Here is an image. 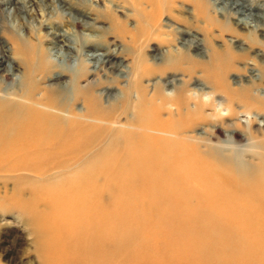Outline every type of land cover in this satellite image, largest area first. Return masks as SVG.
Here are the masks:
<instances>
[{
	"label": "bare ground",
	"instance_id": "bare-ground-1",
	"mask_svg": "<svg viewBox=\"0 0 264 264\" xmlns=\"http://www.w3.org/2000/svg\"><path fill=\"white\" fill-rule=\"evenodd\" d=\"M42 1L6 0L11 7L0 12V175L39 180L29 184L28 200L17 189L6 201L33 216L41 264H264V148L256 151L257 166L230 175V163L217 164L200 143L179 138L191 119H205L211 104L202 101V89L194 100L176 75L160 86L144 83L153 73H199L225 96L229 111L237 103L264 116V0H213V10L208 0L111 1L126 11L48 0L75 27L109 20L96 27L101 34L83 35L77 45L64 34L9 27L25 4ZM187 1L190 10L183 9ZM175 4L185 15L172 21L166 15ZM200 21L211 29L218 23V36L235 37L217 46ZM248 22L254 24L244 35L238 28ZM112 35L122 42L116 52L111 45L118 40L105 39ZM238 36L250 45L242 47ZM174 40L177 52L153 43ZM43 41L60 46L61 64L51 59L55 46L44 48ZM143 41L151 45L139 54ZM253 46L261 50L250 56ZM83 48L101 53L81 58ZM66 50L75 52V66ZM249 56L251 64L233 65ZM238 70L247 79L229 77ZM11 75L17 79L6 84ZM256 120L242 129L248 137L263 134Z\"/></svg>",
	"mask_w": 264,
	"mask_h": 264
},
{
	"label": "rangeland",
	"instance_id": "rangeland-1",
	"mask_svg": "<svg viewBox=\"0 0 264 264\" xmlns=\"http://www.w3.org/2000/svg\"><path fill=\"white\" fill-rule=\"evenodd\" d=\"M5 1L6 0H0V12L4 7H11L10 4L4 6L2 3H5ZM88 1H90L93 5L99 4L98 6H100V8L109 7L112 9L123 10L122 8H120V6L113 4L111 2L112 0ZM208 2L209 8L213 10L210 4L213 2V0H208ZM192 6L193 3L191 1L185 2L184 8L175 4L173 9L169 14L166 15V17L174 21L176 16L185 15L181 11V8L189 9ZM214 6L218 10V12H222L221 10L224 9V5L222 3H216L214 4ZM53 7V3L49 2L48 0H43L41 5L39 4V6L36 8L34 6H31V4H25L23 10L18 12L19 17H21L18 23L8 21V25L9 27L14 28V30L18 31L19 33L24 32L25 27L23 28L22 26H26L40 35H42L44 32L64 34L66 35L68 40L71 41V43L77 45L80 39L82 40L83 35L92 38L97 34H101L99 32V29L96 28L97 26L107 27V24H109V20L105 18L100 20L101 22H96L95 25H90L88 28L83 25L75 27V25L69 23L66 20L69 17H67L66 19H59V16L54 12ZM215 15L216 14H211L210 16ZM90 18L93 17L90 16ZM235 18L239 20H245V15L238 13ZM220 20L222 22L224 21L222 16H220ZM232 20L236 21L234 19ZM164 21L165 19L164 17H162L159 22L160 24L158 23L161 30H166L161 25ZM253 24L254 23L248 22L245 28L238 29L242 32V34L249 35L250 28H248V26L251 27L253 26ZM197 25L204 29H208L210 33L215 36L213 42L217 46H221L223 43L228 44L227 40L230 38V36L235 37L234 33L229 32L218 36V23L217 26L213 29L205 26L203 24V21H200V23H198ZM202 32L204 33V31H201L199 33L203 35ZM152 33L157 34V28L152 29ZM160 36L161 38H165L162 35ZM112 37H114V40L113 38L108 36L105 39L113 42L114 44H116L115 40H118L117 46L111 45L112 51L116 52L118 47L121 48L120 44H122V42L118 37H115L113 35ZM166 39L168 38L166 37ZM238 39L242 47L246 48V45H250L249 42L243 37L238 36ZM100 40H103V38H100ZM0 41L2 40L0 39ZM153 43L158 44V48L163 51H167L170 49L173 52H177V50L179 49V46L176 44L175 40L171 43V45L165 44L163 42L157 43L156 41ZM150 45L151 44L146 43V41L141 42L137 49L138 53H148ZM42 46L44 48H51L55 46L54 51H52L51 53V59L61 64L62 58L60 53H55V51L60 48L58 44L52 43L50 41H43ZM258 49L261 50L259 46H253L251 50L249 49L250 56H254L255 53L253 52L259 51ZM78 50L80 53L78 55H80L81 58L91 57V55L96 56L101 53V51L97 49L83 48L82 51L80 49ZM68 52H72L69 53L70 57L68 64L70 66H75L76 54L71 50ZM250 56L246 59L244 58L236 60L233 65L237 68H242L249 63L251 64L252 61L249 60ZM233 74L242 76L245 79H247L248 75L245 70H238L231 73L229 77L233 78ZM250 74L251 76H253L256 74V72ZM168 75H176V78H182V82L187 85V94L191 95L194 100H197L198 93L201 92L197 89H202V101L211 104L209 106H206L203 110L205 119L202 121H197L196 117H192L194 118L191 119L193 121V124H190L187 130L184 131V133H182L179 138L183 139V141L186 142L200 143L201 150L205 153L213 154V159L216 160L217 164L218 160L223 164L227 162L230 163L232 167V169L229 171L230 175H240V173L257 166L259 163V159L256 156V151L260 148H264V131L263 134H259V136L254 135L251 138L244 134L243 130L244 127L249 128V120L251 118L257 119L252 124L254 127H257V125L262 127L264 123H260V121L262 118L264 119V116L258 117L253 113L249 114L240 106V104L237 103L232 104L231 108L234 109L229 111L227 107L228 104L227 102H225V96L221 93L213 92L210 88V82H208L207 79L199 73H192V76H189L188 74H178V72L174 71H170L165 75L153 73L152 75H145L144 83L153 81L156 83V86H160V82L163 81V79L167 78ZM15 79H17V75H11L10 79L6 81V84H9ZM116 87L119 88V85H116ZM117 88H115L113 91L117 92ZM170 90V88L167 89L166 93H170ZM258 91L263 93V89L261 88ZM215 104L217 106H215ZM190 107H193V101H191ZM260 114L264 115V112ZM163 115L165 116V114ZM232 123H234V125H231ZM103 143H105L104 138L100 145H103ZM9 176L13 180L9 179L8 181L4 182L3 180L7 179ZM12 176L13 175L6 174L0 175V264H41L38 257L39 255H37L38 253L35 247L37 237L33 216L27 211H20L13 205H7L6 201V199H10L13 196L14 191L17 189H20V198L23 200H28L30 196L29 184H33V182H38L39 180L32 176H20L19 174H15L13 177ZM42 207L43 206H40V208Z\"/></svg>",
	"mask_w": 264,
	"mask_h": 264
}]
</instances>
